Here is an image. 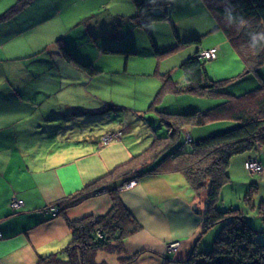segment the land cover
I'll use <instances>...</instances> for the list:
<instances>
[{
	"label": "crops",
	"instance_id": "1",
	"mask_svg": "<svg viewBox=\"0 0 264 264\" xmlns=\"http://www.w3.org/2000/svg\"><path fill=\"white\" fill-rule=\"evenodd\" d=\"M20 1L0 0V264H38L51 255L68 261L65 250L73 239L68 222L105 216L113 204L106 192L59 204L165 137L164 113L199 111L198 99L203 97L191 93L165 97L163 80H151L144 96L146 107L135 111L145 112L150 106V124H144L143 138L136 136L135 123L123 113L126 108L91 95L90 86L100 80H92L68 63L61 44L79 62L100 72L105 63L119 70L122 56L137 52L143 37L149 39L151 51L157 52V60L159 52L173 45L182 48L181 53L188 50L174 71L181 69L182 60L185 63L211 48L218 49L219 60L231 44L202 0H33L18 14L1 18ZM137 1L146 2L140 25L135 19ZM73 10L82 12L69 14ZM58 29L69 34L60 35ZM75 29H79L78 36L82 33V40L70 36ZM174 81L184 83V76ZM242 81V87L249 86L236 88L234 93L258 85L253 78ZM68 89L69 96H65ZM214 124L183 128L180 137L184 135L185 141L173 153L191 151V145L220 130ZM117 131H122L120 139L101 144L103 136ZM249 160L264 167V154L246 153L239 162L244 166ZM133 180L137 185L132 189L122 190V183L109 187L118 189L125 207L142 226L125 241L127 252L139 255L128 264H175L190 258L205 233V210L200 205L204 198L178 173H147ZM15 199L25 206L12 208ZM50 206L61 207L60 215L43 212ZM169 241L180 242L179 249L167 251ZM103 254L98 253L97 264H121L118 256Z\"/></svg>",
	"mask_w": 264,
	"mask_h": 264
},
{
	"label": "trees",
	"instance_id": "2",
	"mask_svg": "<svg viewBox=\"0 0 264 264\" xmlns=\"http://www.w3.org/2000/svg\"><path fill=\"white\" fill-rule=\"evenodd\" d=\"M32 1L21 0L1 18L18 14ZM202 1L215 17L218 30L224 33L231 47L246 64L247 70L243 76L263 68L264 0ZM145 3L137 1L139 10L135 18L137 25L142 22L141 9ZM62 42L61 40L58 43ZM61 50L65 60L77 69L92 76L99 73L91 66L79 62L63 44ZM199 54L182 65L184 83L174 81L171 76L163 79V95L191 93L208 97L211 94H222L218 91L221 82L209 80L206 60H201ZM152 108L155 106L153 105ZM162 120L168 127V134L165 137L155 139L153 144L141 154L59 204L62 207L89 196L92 192L97 195L106 192L111 196L113 205L105 216L68 222L73 238L65 250L69 255L68 261L61 260L57 255H51L42 258L38 264H97L96 258L100 252L118 256L121 264L135 261L139 255H130L126 250L125 241L138 234L142 226L125 207L118 189L109 187L111 184H124L139 179L147 173L181 174L198 195L209 187L208 207L203 213L205 232L222 221H228L223 233L215 240L212 251L198 254L195 249L188 261L174 262L175 264H192L198 257L204 258L206 264H264V245L259 243L258 231L250 226L242 211L231 209L222 212L217 208L221 188L230 179L228 170L232 158L264 147V82L257 89L242 96L227 97L223 104L214 109L187 114L164 113ZM219 120H235L239 122V126L222 134L199 140L193 144L191 151L173 153L183 128L204 127ZM112 133L116 132L108 134ZM149 164L156 165L152 170L147 171L145 169ZM259 214L264 219V206L262 209L259 208Z\"/></svg>",
	"mask_w": 264,
	"mask_h": 264
},
{
	"label": "rangeland",
	"instance_id": "3",
	"mask_svg": "<svg viewBox=\"0 0 264 264\" xmlns=\"http://www.w3.org/2000/svg\"><path fill=\"white\" fill-rule=\"evenodd\" d=\"M77 12L82 11L73 10L69 11V14L73 15ZM71 23L72 22L69 21V24L67 23L66 28H68ZM73 25H77V22L74 21ZM60 31L61 29H58V33H60V35H63L66 32ZM78 31L79 29H75L70 33V36L75 38L74 40H76V37H80V39L82 38V33H80L79 36L77 35ZM65 34H69V32L67 31V33ZM167 34L169 35V37H171L170 32H167ZM152 37L153 39H156L155 35H152ZM142 40L143 44L139 47L137 52L127 51L128 54L122 56L123 60L120 59L121 63L119 64V70H116L114 66H110L105 63L104 72H100L99 69H96L99 70V73H97L96 76L89 75L92 80L100 81L95 83L94 86H90L88 92L91 95H95L101 101L109 102L110 104L126 108L123 113L127 114L128 117H130V119H132L135 123V135L141 136L143 138L147 130V126H145L144 124H146L147 122L149 123L150 119V111H148L150 106H147L145 112L143 111L137 113V110H142L144 107H146L144 96L146 94V91L149 90L151 80H163L165 77L169 76H171L173 80H183L184 75L182 70L179 69L178 71H174V67L178 61H181V59H183L188 50L181 53L182 48L176 49L174 48L175 45H173L174 47H170V50L166 52L163 51L164 53L159 52L160 55L158 54L159 57L157 60V52L153 53L151 51L149 39L143 37ZM51 41L52 40L49 39L48 43H50ZM225 50V52L219 54V60L206 61L208 78L209 80H213L215 82H221L218 91H221L222 94H211L208 97L201 98L202 100L198 99V105H200L201 107L199 111L204 112L210 110V106L223 104L226 101L227 97L231 95L237 97L242 96L243 93H248L257 89L262 85V82H264V67L257 72H252L246 74V76H243L247 70L246 64L241 60L234 49L228 47L229 51H227L226 47ZM106 61L109 60L107 59ZM183 61L184 60L180 62V65L184 64ZM119 66H117V64L115 65V67L117 68H119ZM250 78L257 80L258 83L256 87L252 88L253 90H244L245 92H242V94H238L237 92L234 93V91H236V88L240 89L244 88L245 86H249L247 84L242 87V84H244V81L242 80H250ZM65 94V96H69V89L65 91ZM166 96H175V94H167L165 95V97ZM88 100L89 103H92V99L89 98ZM82 102H84V100H82L80 103ZM157 108L159 110L161 107L157 105ZM151 114L153 115L154 113ZM105 123L106 125L110 124V119L108 118V116L105 119ZM213 123H217L218 125L214 124L213 126H215L214 128H219L220 130L214 132L212 136L209 137L222 134L239 126V122L235 120H219ZM223 126H227L228 129L221 128ZM184 141L185 137L183 135L182 137H180L177 146L174 147L175 150ZM192 148L193 145H191L190 149ZM250 152L254 153L255 155L264 154V150L261 148ZM246 153L237 155L232 158L231 165L228 170L230 179L221 188L220 201L218 202L217 208L222 212L229 211L231 209L241 210L242 213L247 217L250 226L255 231H258L257 239L259 243L264 245V219L259 214V208L262 209V207L264 206V172L262 174L252 175L246 170L245 164L243 166L241 161L239 162V160H241V156ZM131 182L133 181L131 180L130 182L124 183L121 189L126 190L134 188L135 186H130ZM208 191L209 187L200 194V196L204 198V202H200V205L205 211L208 207ZM227 223L228 221H222L213 226L209 231L205 232L203 234V239H201L199 242L200 246L199 248H197L196 252L199 254L202 252L207 253L212 251L214 249L215 240L223 233ZM171 242L173 241H169V243ZM179 247L180 245L175 250H173V252L177 251ZM166 250L168 251L167 247ZM103 256L110 255L105 253L103 254ZM188 260L189 258L187 260H184L183 262H186ZM192 264H206V262L204 258L198 257Z\"/></svg>",
	"mask_w": 264,
	"mask_h": 264
},
{
	"label": "built area",
	"instance_id": "4",
	"mask_svg": "<svg viewBox=\"0 0 264 264\" xmlns=\"http://www.w3.org/2000/svg\"><path fill=\"white\" fill-rule=\"evenodd\" d=\"M199 58L201 60H206V61L216 60L218 58V49L217 48H211L209 50H203L199 54ZM121 136H122V131H117L116 133L108 134L107 136L102 138L101 144L103 146H106V145L110 144L111 142H113L117 139H120ZM245 168L252 175H258V174H262L264 172L263 165L260 162H258L257 160L247 161L245 163ZM136 184H137V181L133 180V182H131L130 186H136ZM11 206H12V208L17 209L20 207H24L25 203L22 200L15 199L11 202ZM43 212L46 214H51L53 216H58V215H60L61 210L56 206H50L48 208H44ZM179 245H180L179 242L173 241L171 243H168L166 245V247H167L168 251L173 252V250H175Z\"/></svg>",
	"mask_w": 264,
	"mask_h": 264
}]
</instances>
